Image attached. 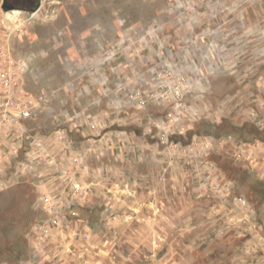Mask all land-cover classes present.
Returning a JSON list of instances; mask_svg holds the SVG:
<instances>
[{
	"label": "rangeland",
	"instance_id": "1",
	"mask_svg": "<svg viewBox=\"0 0 264 264\" xmlns=\"http://www.w3.org/2000/svg\"><path fill=\"white\" fill-rule=\"evenodd\" d=\"M84 28L97 30L98 36L86 45L85 36L78 35L71 44L70 29ZM3 50L30 57L24 84L36 96L84 82L83 67L71 61V50L102 52L108 60L120 52L121 61L129 54L136 78L170 64L193 83L185 96L192 113L182 133L172 136L183 147L196 137L201 149L198 156L175 153L194 165L201 180L193 197L182 200L189 204L187 213L145 220L98 214L88 206L69 214L72 226L82 222L88 229L86 250L81 256L72 249L67 253L99 260L97 244L114 239L108 255L103 253L104 264H264V0H0ZM91 79L100 78L92 73ZM43 109L31 125H37ZM209 140L211 148L202 151ZM242 144L254 151L251 158L239 155ZM28 148L10 152L12 166L0 176V264L64 260L65 251L46 246V237L37 234L48 215L38 214L31 177L13 186L5 182L4 175L17 168L30 171ZM171 189L169 208L179 204L177 192L189 195V188ZM238 196L246 199V207L238 204ZM114 215L121 221L117 226L111 225ZM113 229L117 232L111 234Z\"/></svg>",
	"mask_w": 264,
	"mask_h": 264
},
{
	"label": "crops",
	"instance_id": "2",
	"mask_svg": "<svg viewBox=\"0 0 264 264\" xmlns=\"http://www.w3.org/2000/svg\"><path fill=\"white\" fill-rule=\"evenodd\" d=\"M71 30L68 36L71 44L78 39V35L85 36L86 45H90L92 39L98 36L97 30L84 28V31L79 33ZM119 53L108 60L102 52L79 53L71 50V61L83 67L81 80L84 82L78 87H65L59 91L45 89L48 93L38 94L45 96V103L43 112L37 118V125H31L30 119L25 121L33 134L44 139L54 163L50 164L49 160L43 159L32 164L27 153L31 142L26 139L24 146L29 148L25 154L32 168L26 169L30 170L28 172L17 168L9 177L4 175L7 186L22 184L26 176L31 177L35 193L38 195V214H47L46 221L49 220V212L41 201L42 196L55 193L62 200L73 199L72 186L61 181L63 167L72 170L74 179L89 188L86 203L79 201L63 210L62 214L67 217L66 223H53V226L49 222L46 246H56L59 247L55 248L56 250L65 251L64 260L63 257H58L52 264H104V258L114 243V239H107L104 243L97 244L99 253L102 254L99 260L74 258L67 251L72 249L80 256L83 254L87 246L88 229L82 222L79 228L72 226V217L69 214H77L78 210H84L88 206L89 210L95 209L98 214H131L130 217L141 216L145 220L148 217L154 219L153 214H186L189 204L185 206L183 201L197 192L201 181L194 174L193 164L183 157L176 156L170 148L145 134L144 128L149 118L164 116L168 109L152 102L146 107H140L131 100V92L144 85V77L140 75L136 78L135 61L133 62L129 54L121 61ZM16 56L30 58L28 55ZM145 64L147 66L149 63ZM92 73L98 74L100 79L97 82L91 79ZM93 120H96L99 126H94ZM59 128L67 130L71 140L69 147L56 138V130ZM10 145L11 140L3 133L0 137V161H3V164L0 163L1 177L3 172H7L12 166ZM85 154L87 163L75 160L76 156ZM171 158L175 160L173 167L168 166ZM172 187L189 188V195L177 192L179 204L176 201V206L169 208L168 196L169 192H173ZM110 197L116 202L114 210L109 208ZM169 210L171 212H168ZM117 216H113L115 220L111 225L117 226L121 223ZM113 232H117L116 229H113L111 234ZM34 264H44V260L39 259Z\"/></svg>",
	"mask_w": 264,
	"mask_h": 264
},
{
	"label": "built area",
	"instance_id": "3",
	"mask_svg": "<svg viewBox=\"0 0 264 264\" xmlns=\"http://www.w3.org/2000/svg\"><path fill=\"white\" fill-rule=\"evenodd\" d=\"M31 60L25 56H16L13 52L0 51V137L4 134L11 140L10 152L18 155L23 148L24 141L30 140V150L27 152L31 163L38 160H49L53 164V157L49 152L44 139L33 134L25 121L33 118L43 108L45 103L44 95H32L24 87V76L30 70ZM144 85L131 92V100L140 107H146L150 102L166 107L168 111L164 116L150 117L148 124L144 128L146 135L155 138L159 144L170 148L175 153H190L199 155L196 137L191 144L183 147V144L172 138L174 134L182 133L180 129L184 120L192 111L191 106L185 96L187 90L193 87V83L183 74H179L170 64H163L162 67L154 66L152 74L142 79ZM192 83V84H191ZM198 115V114H197ZM99 126L96 120L92 123ZM56 138L69 147L71 140L65 128L56 130ZM212 141H207L202 151L207 152ZM202 151H200L202 153ZM250 153V155H249ZM239 155H254L253 150L247 151L244 144L240 145ZM80 163H87V155L75 157ZM61 181L69 183L73 189V199L71 201L62 200L55 193H47L42 196L41 201L49 212L47 224L41 225L38 229L40 237L48 234L49 222L59 224L67 222V217L62 214L65 208H70L79 201H86L89 195V188L74 179L72 170L67 167L61 169ZM218 187V186H217ZM241 207H246L247 201L242 196L236 197ZM109 208L114 210L116 202L113 197L109 198ZM50 224V225H51Z\"/></svg>",
	"mask_w": 264,
	"mask_h": 264
},
{
	"label": "flooded vegetation",
	"instance_id": "4",
	"mask_svg": "<svg viewBox=\"0 0 264 264\" xmlns=\"http://www.w3.org/2000/svg\"><path fill=\"white\" fill-rule=\"evenodd\" d=\"M7 2H10V3H15V4H19L21 2H24L26 3V1H29V0H6Z\"/></svg>",
	"mask_w": 264,
	"mask_h": 264
}]
</instances>
